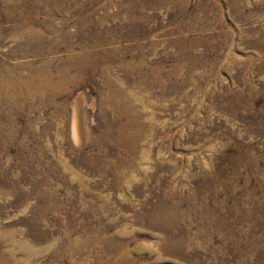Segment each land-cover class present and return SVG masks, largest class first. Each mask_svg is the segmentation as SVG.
Returning <instances> with one entry per match:
<instances>
[{"label":"rangeland","instance_id":"1","mask_svg":"<svg viewBox=\"0 0 264 264\" xmlns=\"http://www.w3.org/2000/svg\"><path fill=\"white\" fill-rule=\"evenodd\" d=\"M18 1L0 0L2 263L264 264V0L67 1L54 20ZM94 51L93 71L66 64ZM134 128L139 154L109 145Z\"/></svg>","mask_w":264,"mask_h":264},{"label":"bare ground","instance_id":"2","mask_svg":"<svg viewBox=\"0 0 264 264\" xmlns=\"http://www.w3.org/2000/svg\"><path fill=\"white\" fill-rule=\"evenodd\" d=\"M26 1L27 0H19L18 1V6L21 8H24L25 6H26V4H28V3H26ZM67 1H70V2H72V3H75V5H78L79 4V0H58V1H56V0H33V5L35 6V7H37V9H38V7L39 6H45V8L44 9H46V12H47V16L49 17L48 19L49 20H54V18H55V12H58V11H63L64 10V7L67 5ZM69 3V2H68ZM18 7V8H19ZM78 7V6H77ZM40 13V12H39ZM33 17V15H32V13H28L27 14V16L25 17L26 18V20H30L31 18ZM29 23V22H28ZM53 23V22H52ZM33 34H35L34 35V37L36 36L37 38H39V37H42V34L40 33V32H38V31H33ZM46 34V33H45ZM69 35V34H68ZM41 39V38H40ZM50 40V39H49ZM38 41V40H37ZM40 42V41H39ZM51 42V41H50ZM98 44H94L93 46L95 47V46H100V44L101 43H99V42H97ZM86 45V44H85ZM86 48V47H85ZM88 49V48H87ZM86 49V50H87ZM71 50V49H70ZM96 50V49H95ZM51 51H52V49H51ZM84 51V50H83ZM97 51V50H96ZM78 53V52H77ZM69 54V53H68ZM103 54V53H102ZM102 54L101 53H98V52H92V53H89V54H87V52H86V54L84 53V54H79L78 53V55H76V56H72V57H70V58H68L67 59V62H66V64L68 65V66H70L71 65V67H72V65H77V66H79L80 67V69H82V68H89L91 71H93L95 68H96V62L98 61V59L100 58V57H102ZM71 55V54H70ZM105 56V55H104ZM191 56H192V53H191ZM188 57V56H187ZM106 58V57H105ZM192 59H196L197 60V58H195L194 56H192ZM195 60V61H196ZM49 61V60H48ZM199 61V60H198ZM197 64V63H196ZM191 65V64H190ZM68 66H67V68H68ZM99 67V66H98ZM161 68V67H160ZM162 68H163V66H162ZM161 68V69H162ZM162 71V70H161ZM81 72H82V70H81ZM159 73V72H158ZM47 74V73H46ZM166 76H168L167 74H165ZM161 76V75H160ZM33 78H34V80L38 83V84H41V83H45V82H48V83H50L51 81L50 80H43L44 79V76L43 75H41L40 73H35L34 75H33ZM47 78V77H46ZM45 78V79H46ZM160 78H163V77H160ZM26 78H24V77H21V80H20V82L21 81H23L24 82V80H25ZM158 79V78H157ZM12 77L10 78V76H7V77H5L4 78V81L2 82L3 84H2V86H0V99H5V97H6V95H5V93H6V91H7V87L8 86H10L9 84H11L12 83ZM159 82V81H158ZM47 83V84H48ZM25 84V83H24ZM7 94V93H6ZM121 133H122V131H121ZM138 135H139V131H137V129H133V131H132V133L131 134H129V136L128 137H125V136H121V135H119V136H116V137H114L113 139H110V141H109V145L110 146H112V147H115L117 144H119V142L121 143V144H123V145H125L126 146V148L128 149V151H129V153L134 157V156H136L137 154H139L138 153V150H139V141H138V139H139V137H140V135H139V137H138ZM118 157V156H117ZM131 157V156H130ZM116 159H120V158H116ZM151 159V158H150ZM121 160V159H120ZM120 160H118V161H120ZM139 166V165H138ZM118 171V170H117ZM138 171V170H137ZM120 175V174H119ZM171 208H175L176 210H177V208L176 207H171ZM173 210V209H172ZM165 211V210H164ZM98 229H100V228H98ZM97 229V230H98ZM101 233V232H100ZM97 234V233H96ZM99 236V235H98ZM105 236V235H104ZM6 234H1L0 233V247H2V243L4 244L6 241ZM75 244H78V245H80V246H82V245H84V246H86L87 248L89 247V248H92L93 249V246L96 244V241H94V240H91V239H85V238H83V236L82 237H80V239H77L75 242H74ZM18 247V246H17ZM103 247V246H102ZM80 248V247H79ZM26 249V248H25ZM78 249V248H77ZM30 252H32V251H30ZM57 252V251H56ZM3 252H2V249H0V264H4V263H2L3 262ZM6 254V253H5ZM38 254H40V252L38 253ZM14 253L13 252H10L9 251V258H10V260L12 261L11 262V264H18V261H17V259L15 260H13V259H11V258H14ZM5 258V257H4ZM80 258V257H79ZM78 258V259H79ZM21 264H24V263H21Z\"/></svg>","mask_w":264,"mask_h":264}]
</instances>
